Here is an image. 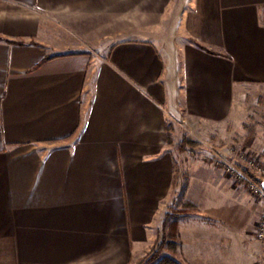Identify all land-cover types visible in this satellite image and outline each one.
I'll return each mask as SVG.
<instances>
[{
  "label": "crops",
  "instance_id": "1",
  "mask_svg": "<svg viewBox=\"0 0 264 264\" xmlns=\"http://www.w3.org/2000/svg\"><path fill=\"white\" fill-rule=\"evenodd\" d=\"M250 111L264 0H0V264H133L176 208L179 264H264L263 203L192 178L182 211L168 142Z\"/></svg>",
  "mask_w": 264,
  "mask_h": 264
},
{
  "label": "rangeland",
  "instance_id": "2",
  "mask_svg": "<svg viewBox=\"0 0 264 264\" xmlns=\"http://www.w3.org/2000/svg\"><path fill=\"white\" fill-rule=\"evenodd\" d=\"M262 120L258 122L250 111L248 114L245 113L243 119L230 124L225 134H222L223 136L216 133L213 137L203 138L202 141L201 137L192 133L181 119L169 121V143L177 155L176 180H180L176 181L178 190L175 191V194L179 193L180 195L178 207L182 211L191 208L188 203L182 200L185 188L184 180L192 178V180H233L238 183L226 172L224 161L232 160L233 156L242 149L260 151L264 148V123ZM189 140H194L198 144L192 146L189 144ZM177 210V208L171 209L172 213L166 215L164 229L162 233L160 232L157 242L133 264H157L165 257L175 259L179 251V239L172 215H175ZM239 216V213H235L228 218L227 225L234 228V233H236V227L243 226ZM234 235V242H240L241 233Z\"/></svg>",
  "mask_w": 264,
  "mask_h": 264
},
{
  "label": "built area",
  "instance_id": "3",
  "mask_svg": "<svg viewBox=\"0 0 264 264\" xmlns=\"http://www.w3.org/2000/svg\"><path fill=\"white\" fill-rule=\"evenodd\" d=\"M224 162L226 172L236 182L246 186L250 193L263 203V212L255 231V238L264 243V148L260 151L242 149L232 160Z\"/></svg>",
  "mask_w": 264,
  "mask_h": 264
},
{
  "label": "trees",
  "instance_id": "4",
  "mask_svg": "<svg viewBox=\"0 0 264 264\" xmlns=\"http://www.w3.org/2000/svg\"><path fill=\"white\" fill-rule=\"evenodd\" d=\"M22 44V43H21ZM168 142H170L169 137H168ZM189 144H191L192 146L197 145L198 143L194 140H189L188 141ZM157 264H179L176 260H174L173 258H169V257H165L162 258Z\"/></svg>",
  "mask_w": 264,
  "mask_h": 264
}]
</instances>
